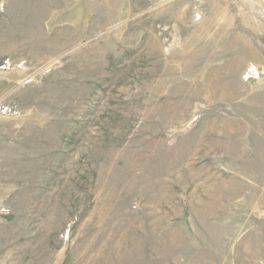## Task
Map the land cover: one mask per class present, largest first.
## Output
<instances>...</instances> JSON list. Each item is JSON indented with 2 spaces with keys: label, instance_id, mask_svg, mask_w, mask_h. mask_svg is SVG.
Masks as SVG:
<instances>
[{
  "label": "rangeland",
  "instance_id": "rangeland-1",
  "mask_svg": "<svg viewBox=\"0 0 264 264\" xmlns=\"http://www.w3.org/2000/svg\"><path fill=\"white\" fill-rule=\"evenodd\" d=\"M0 264H264V0H0Z\"/></svg>",
  "mask_w": 264,
  "mask_h": 264
}]
</instances>
